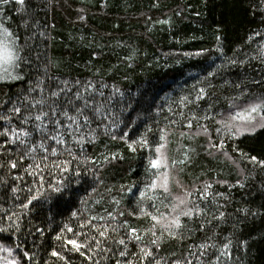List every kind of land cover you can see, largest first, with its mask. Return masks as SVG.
Masks as SVG:
<instances>
[{
	"label": "trees",
	"instance_id": "1",
	"mask_svg": "<svg viewBox=\"0 0 264 264\" xmlns=\"http://www.w3.org/2000/svg\"><path fill=\"white\" fill-rule=\"evenodd\" d=\"M20 9L0 5L23 56L0 67V132L32 130L53 92L70 128L53 132L64 145L45 140L59 155L42 172L0 136V246L22 264H264V110L254 126L236 118L264 105V0H26ZM85 102L90 123L76 128L63 111Z\"/></svg>",
	"mask_w": 264,
	"mask_h": 264
},
{
	"label": "snow or ice",
	"instance_id": "2",
	"mask_svg": "<svg viewBox=\"0 0 264 264\" xmlns=\"http://www.w3.org/2000/svg\"><path fill=\"white\" fill-rule=\"evenodd\" d=\"M15 3L21 6V11H24L25 2L26 0H0V5H8L10 3ZM3 19H7V17H4ZM26 24V22H25ZM0 35L3 36V40H0V67L3 65H10L12 67H18L20 62L23 60V56L21 55L22 47L17 45L16 39H9L11 37H14V33L12 31H9V28L5 26L2 19H0ZM5 78H11L13 80L21 79V77L17 75H12L10 72L5 69ZM43 91V89H41ZM52 96L55 97V100H59V93L53 92ZM76 99H80L79 95L76 96ZM55 100L52 104L47 105V109L42 108V112L40 115H36L34 117L35 121H39L40 123L35 124L34 128L32 130L23 129L21 128L19 131L17 129H8L3 132H0V136H4L6 139H10V142L13 144L18 145L21 147V159L28 157L31 158L34 161V167L35 169H39L40 172L43 171V168L41 167V164L44 163V161H49L50 156H58L59 153L56 150V148L51 147L49 145L45 144V140H51L55 141L57 145H64L66 143L65 140L60 139L57 135H53V132H60V128L64 127L65 129H69L70 125L63 124L62 120L60 119V112L58 111L57 107L55 106ZM36 104L44 105L45 101L43 100H37L35 104H32V107H35ZM88 107L87 102L84 103V106L81 107L79 104L73 103V108L75 111V115H69L66 110L63 111V117L66 118L67 121L72 122L73 125L76 126V128H81L84 125H87L90 123V115L88 112L85 111V109ZM261 110H264V105H253L249 109L246 110L245 113H238L237 117L238 119L245 121L249 125L255 124L254 120V113H257ZM13 111L17 114V116H20L21 108L20 107H14ZM93 111H95L93 109ZM44 117H48L47 121L45 122ZM77 117L82 118L83 124L79 123L77 120ZM0 119H3V117H0ZM10 119V118H9ZM33 117L31 115L21 117L22 123H28L30 120H32ZM195 119V117H193ZM264 119V117H262ZM264 127V125H261ZM188 127L191 128V123L188 124ZM226 127H231L230 125H226ZM73 130H68L67 135L72 136L74 134ZM38 135L39 144L37 147V144L35 141H30V138L35 135ZM61 136L64 135V133H60ZM76 143L80 144L81 141H75ZM146 143V141H144ZM82 146V145H81ZM38 148L42 150V155L40 157V162L35 163V157L32 156V153H36ZM157 152L160 151L159 148L156 149ZM255 159V157H253ZM153 168H160L162 161L160 159L150 161ZM54 167H59V165H53ZM2 167V165H0ZM11 167L14 169L17 167V164L15 162L11 163ZM67 171V169H64ZM40 172H36L37 176H40ZM40 182H43V177L40 176ZM210 187V185H209ZM151 188L155 191L157 188V183L154 182L151 185ZM160 188L163 190L164 193L169 192V181L168 177L165 176L162 181H160ZM31 191V189H29ZM38 197L32 196L31 199L28 201L30 204L32 200H36ZM181 203H184V201H181ZM27 207V205H25ZM181 215L185 217H191L193 215L191 210H184L182 211ZM175 226L177 230L181 227L180 220L177 217L172 221V225ZM170 225H166L165 227H171ZM71 230V229H69ZM4 231L3 228H0V232ZM103 235V233H101ZM137 240L139 237H135ZM57 239H60L58 236ZM69 244H71L77 251L82 247L81 244L77 243L75 240H69ZM120 244H124L125 241L121 239L119 241ZM155 244L156 241H153ZM27 255V253H25ZM52 255L56 256L58 253L53 252ZM121 256H124L125 253L121 251ZM148 255H151V253H148Z\"/></svg>",
	"mask_w": 264,
	"mask_h": 264
},
{
	"label": "rangeland",
	"instance_id": "3",
	"mask_svg": "<svg viewBox=\"0 0 264 264\" xmlns=\"http://www.w3.org/2000/svg\"><path fill=\"white\" fill-rule=\"evenodd\" d=\"M241 124L246 125V122L244 121ZM0 264H22V263L20 259L13 253V251L9 250L6 247L0 246Z\"/></svg>",
	"mask_w": 264,
	"mask_h": 264
}]
</instances>
